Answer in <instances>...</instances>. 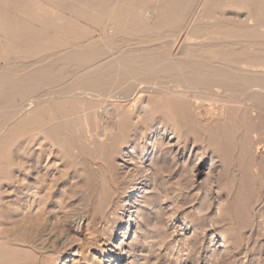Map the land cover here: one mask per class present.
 Wrapping results in <instances>:
<instances>
[{
    "label": "rangeland",
    "instance_id": "374dc122",
    "mask_svg": "<svg viewBox=\"0 0 264 264\" xmlns=\"http://www.w3.org/2000/svg\"><path fill=\"white\" fill-rule=\"evenodd\" d=\"M34 1L26 0L19 9L7 6L37 37L14 40L0 17V74L21 78L29 73L23 71L83 44L104 46L107 54L93 69L59 58L56 70L64 72L59 85L33 91L32 98L40 100L34 107L47 108L51 118L42 116L40 126L14 131L29 111L19 113L20 119L8 115L29 100L15 98L0 109V264H264V103L248 97L249 86L235 94L223 88L217 93L190 89L183 76H164L145 89L144 68L111 90L89 84L102 74L118 77L125 66L142 64L153 54L167 62L184 54L220 64L213 51L197 47L213 37L229 40L224 53L240 58L249 77L264 78V4L259 17L247 7L225 3L209 18L201 0L176 30L152 26V7L161 0ZM131 19L151 30L132 32ZM35 45L49 55L28 52ZM130 84L137 91L126 92ZM162 85H168L166 93L158 91ZM43 92L49 97L38 99Z\"/></svg>",
    "mask_w": 264,
    "mask_h": 264
},
{
    "label": "bare ground",
    "instance_id": "6f19581e",
    "mask_svg": "<svg viewBox=\"0 0 264 264\" xmlns=\"http://www.w3.org/2000/svg\"><path fill=\"white\" fill-rule=\"evenodd\" d=\"M25 1L26 0H0V17H1V21H2V23H3V25H2V27H4V30H5V32L6 33H8V34H10V35H12L13 37H14V40L15 39H19V38H23V37H31V36H34V37H37V31L36 32H33V31H31L30 29H29V27H28V24H25L21 19H19V18H17V17H15V16H13L12 15V13L11 14H9L8 13V9H10L8 6H15V7H18V9H19V7L20 6H22L23 4H25ZM30 1V0H29ZM34 1V0H33ZM50 1V0H49ZM57 3H59L58 2V0H55ZM65 1V0H64ZM70 1V0H69ZM93 1V0H92ZM98 1H100V0H98ZM103 1V0H102ZM215 1V0H214ZM35 2V1H34ZM83 2V1H82ZM84 2H86L85 0H84ZM94 2H96L95 0H94ZM107 2V1H106ZM123 2V1H122ZM136 2V1H135ZM160 2V1H159ZM213 0H205L204 2H203V6L205 7V15L207 16V17H212V15H213V13H214V11H216V8H220V6H222L223 7V4L224 5H226V4H237V5H242V6H244V7H247V8H249L252 12H253V14H255L256 16L255 17H259V12H258V9L264 4V0H216V3H215V5L214 6H212L213 5ZM29 3V2H28ZM62 3V2H61ZM61 3H59V4H61ZM92 3V2H91ZM201 3V0H161V2H160V4L158 3V5L156 6H153L152 8L154 9V18H152V20H150V22H152L154 25H152V26H157V27H165V26H168V27H173V28H176V27H180V26H182V24H184L187 20H189V17L192 15V12H193V9L194 8H196L195 6L197 5V4H200ZM226 3V4H225ZM75 4V3H74ZM89 4V3H88ZM101 4V3H100ZM103 4H107V3H103ZM109 4V3H108ZM127 4V3H126ZM156 4V3H155ZM8 5V6H7ZM62 5V4H61ZM71 5H73V4H70V7L72 8V6ZM80 5V4H79ZM95 5V4H94ZM102 5V4H101ZM110 5V4H109ZM108 5V6H109ZM121 5V4H120ZM143 5V4H142ZM3 6H4V8H7V9H4L3 8ZM81 6H82V8L83 7H86V6H84V5H82L81 4ZM81 6H79V7H81ZM103 6V5H102ZM105 6V5H104ZM135 5H133V7H134ZM137 6V5H136ZM14 7V8H15ZM70 7H68V8H70ZM96 7V6H95ZM101 7V6H100ZM117 7H119L118 5H117ZM138 7V6H137ZM141 7H143V6H141ZM221 7V8H222ZM22 8V7H21ZM87 8V7H86ZM86 8H84V9H86ZM102 8V7H101ZM106 8H107V6H106ZM106 8H104V9H106ZM24 9H26V8H24ZM87 9H89V8H87ZM103 9V8H102ZM103 9V10H104ZM138 9V8H137ZM223 9V8H222ZM221 9V10H222ZM15 10H17V9H15ZM75 10V9H74ZM90 10V9H89ZM124 9L122 8V11H123ZM132 10V9H131ZM142 8H141V12H142ZM86 11V10H85ZM102 10H100V12H101ZM120 11V10H119ZM134 11V10H133ZM139 11H140V9H139ZM12 12V11H11ZM82 12V11H81ZM99 12V11H98ZM110 12V11H109ZM135 12V11H134ZM134 12H133V14H134ZM83 13V12H82ZM104 13V12H103ZM108 13V12H107ZM107 13H105V14H107ZM132 13V12H131ZM140 13V12H139ZM16 14H18V13H16ZM84 14V13H83ZM138 14V13H137ZM204 14V13H203ZM26 15V14H25ZM96 15V14H95ZM120 15V14H119ZM118 15V16H119ZM138 15H141V13L140 14H138ZM16 16H18V15H16ZM21 16V15H20ZM34 16V15H33ZM113 16V15H112ZM117 16V17H118ZM124 16V15H123ZM95 17V16H94ZM110 17V16H109ZM128 17V16H127ZM27 18V17H26ZM25 18V19H26ZM32 18V20L31 21H33V17H31ZM132 18V17H131ZM138 19V18H137ZM140 19H142V18H140ZM134 20V19H133ZM139 20V19H138ZM143 20V19H142ZM257 20H259V19H257ZM262 20H264V19H262ZM262 20H260V21H262ZM121 21V20H120ZM131 21H132V19H131ZM141 21V20H140ZM140 21L138 22V21H136V20H134V21H132V23H130L131 25H130V28L129 29H132V32H136V31H139L141 28L142 29H146L148 26L146 25V24H140ZM27 22V21H26ZM118 22V21H117ZM218 22V21H217ZM30 23V22H29ZM127 23V22H126ZM143 23V22H142ZM146 23V22H145ZM221 23V22H220ZM219 23V24H220ZM226 23V22H225ZM224 23V24H225ZM59 24V23H58ZM150 24V23H149ZM216 24H218V23H216ZM222 24H223V22H222ZM227 24V23H226ZM226 24L224 25V27H226ZM30 25V24H29ZM57 25V24H56ZM71 25V24H70ZM120 25V24H119ZM145 25H146V27H145ZM202 25V24H201ZM204 25H205V23H204ZM206 25H207V23H206ZM215 25V24H214ZM221 25V24H220ZM219 25V26H220ZM228 25V24H227ZM60 26V25H59ZM73 26V25H72ZM121 26V25H120ZM123 26V25H122ZM125 26H127V24L125 25ZM124 26V27H125ZM218 26V25H217ZM44 27H46V26H44ZM64 27V26H63ZM129 27V26H128ZM47 28H48V26H47ZM61 28V27H60ZM153 28V27H152ZM203 28H204V26H203ZM202 28V29H203ZM256 28V27H255ZM58 29V28H57ZM67 29V28H66ZM69 29V28H68ZM124 29V28H123ZM128 29V30H129ZM141 29V30H142ZM147 29H149V30H151L150 28H147ZM156 29H158V28H156ZM170 29H172V28H170ZM197 29V28H196ZM202 29H200V30H202ZM226 29H228V28H226ZM37 30V29H36ZM125 30V29H124ZM127 30V31H128ZM173 30V29H172ZM176 30H177V28H176ZM175 30V31H176ZM253 31L254 30H256V29H252ZM251 30V31H252ZM41 31H43V30H41ZM121 31V30H120ZM214 31V30H213ZM212 31V32H213ZM230 31H232V30H230ZM249 31V30H248ZM65 32V31H64ZM126 32V31H125ZM195 32V31H194ZM211 31H210V33H212ZM220 32H222V31H220ZM219 32V33H220ZM260 32V31H259ZM60 33V32H59ZM130 32H127V33H125V34H127V36H128V34H129ZM234 33V32H233ZM232 33V34H233ZM247 33V32H246ZM253 33V35H254V33H255V31L254 32H252ZM261 33V32H260ZM264 34V33H263ZM262 34V35H263ZM67 35H69V34H67ZM261 35V36H262ZM87 36V35H86ZM130 36V35H129ZM131 36H132V34H131ZM264 36V35H263ZM7 37V36H6ZM12 37V38H13ZM81 39H82V37H80ZM214 39H207V40H205L203 43H200L199 45H197V47H200V48H202L203 49V51H213L214 52V54L216 55V57H217V61H219V63L220 64H215V63H213V62H199V61H195V60H191V57H190V59H187L188 57H184V54H181V56L180 57H177V58H179L177 61L175 60V61H169V62H167L166 60H165V56H163V57H161L160 55H155V54H153V55H148L147 56V58H146V61L144 62V63H142V64H137V65H133L132 64V66H129V67H126L125 66V68L123 69L122 68V70L120 71V73H119V76L118 77H114V76H110V77H107V78H105V76H104V78L102 77V75L100 76L101 78H98V76H97V80H95L96 78L94 77V79H92V80H94V81H88L89 82V84H91L93 87L94 86H99L100 88H102V89H109V90H111L112 89V84H114V86H116L117 84H119V82L121 81V80H123L124 78H126V77H130V76H133V77H136V76H138L140 73H141V70H142V68H144L145 70H146V76H148V78L145 80V89L146 88H148L149 86H147V85H149V84H151L152 83V81L155 79V78H161V77H164V76H172V77H175V76H183L185 79L184 80H187L188 82H189V87L188 88H190V89H205V90H220V88H223V89H225V90H222L223 92L224 91H228V90H230V91H232V92H234V94H235V92H239L240 90H244V88L246 87V86H249V88H248V90H249V95H248V97H251V98H254L255 99V101L256 102H260V103H264V87H262L263 85H264V78L262 77V74L261 75H259L258 73V75H255V77L253 76V77H249V75L248 74H246L247 72V70H245V68H243V66L241 65V63H242V60H240V58H239V60H237V59H231V58H229V56L227 57L226 55H228L229 53H224V47L226 46L227 47V45L229 44V40L227 41V40H222V39H219V38H215V37H213ZM7 39H9V38H7ZM31 39V38H30ZM41 39V38H40ZM84 39V38H83ZM225 39H226V37H225ZM27 40V39H26ZM34 40H35V38H34ZM42 40H43V38H42ZM48 40V39H47ZM114 40H115V38H114ZM67 41V40H66ZM73 41V40H72ZM81 41V40H80ZM95 41V40H94ZM203 41V40H202ZM231 41V40H230ZM255 41H257L256 39H255ZM260 41V40H259ZM29 42V41H28ZM33 42V41H32ZM41 42V41H40ZM46 42V41H45ZM86 42V41H85ZM88 42V41H87ZM116 42V41H115ZM262 42H263V40H262ZM12 43H14V41L12 40ZM34 43H35V41H34ZM50 43V42H49ZM62 43H64V42H62ZM68 43V42H67ZM72 43V42H71ZM78 43V42H77ZM108 43H111V42H108ZM6 44H7V42H6ZM36 44H38V43H36ZM40 44H43V43H40ZM74 44V43H73ZM83 44V43H82ZM22 45V44H21ZM194 45V44H193ZM7 46V45H6ZM12 46V45H11ZM31 46V45H30ZM50 46V45H49ZM48 46V44H47V49H50V47ZM108 46H109V44H108ZM229 46V45H228ZM13 47H15V46H13ZM28 47V46H27ZM32 47H33V45H32ZM51 47H53V45L51 46ZM64 47V46H63ZM195 47H196V45H195ZM1 48V47H0ZM8 48H10L9 47V44H8ZM23 48V47H22ZM108 48V47H107ZM183 48H185V47H183ZM186 48H189L188 47V45L186 46ZM239 48V47H238ZM237 48V49H238ZM14 49V48H13ZM16 49V48H15ZM14 49V50H15ZM32 49V48H31ZM45 48H43L42 46H37V45H35L34 46V48L32 49V50H30V51H28V52H31V54H37L36 56L38 57V56H41V52L44 50ZM54 50H56L57 49V46H56V48H55V46H54V48H53ZM193 49H197V48H194L193 47ZM19 50V49H18ZM18 50H16V51H18ZM29 50V49H28ZM54 50H52V51H54ZM58 50V49H57ZM66 51H64L63 52V54H61V57L59 56V57H57V58H55L54 59V61L53 62H50V63H48V64H38V63H40V62H38L37 64L39 65V67L35 70V68L36 67H34V71H32V72H30V71H27V72H24L23 70V73H28V74H26V75H24L23 77L21 76V78H19V76L17 77L16 76V78H19V79H16V78H13L12 76H10L9 74H7V73H1L0 74V109H2V108H4V106L5 105H7L11 100H14L15 98H22L23 100L25 99V100H29L28 102L26 101L25 102V104L23 103V105H20V104H18V106L20 105L21 107L19 108V109H16L14 112H10L9 114L10 115H8V116H11V117H13V118H17L19 115H21V114H19V113H22V112H24V111H29V113H27V115L26 116H24V118L21 120V121H19L18 120V122H16V124H15V127H14V131H17V132H20V131H26V129H28V130H32L33 128H35L38 124H39V122H40V120H41V118H42V116H43V118H44V115L47 117H49V111H48V109L47 108H41V107H37L38 105H36V107L37 108H35L34 107V104L36 103V102H38V101H40V100H38V101H36V100H34L32 97H34V95H35V93L33 92L34 90L36 91V90H39L40 88H44L45 86H46V88H48V84H49V88H50V86H51V83H56V84H58L59 85V82H60V80L62 79V73H64L63 71L61 72L60 70L59 71H57L56 70V62L58 61V60H60L59 58H62V60H66V61H69L70 63L71 62H73V63H75L76 65H83V66H91L92 67V69H93V66H95V65H93L96 61H97V59H99L103 54H104V52L106 51V47H104V46H101V45H96V44H94V43H90V44H83L82 45V47H77L76 49H74V47H69V48H67V49H65ZM183 50H185V49H183ZM183 50H182V53H183ZM4 51V50H3ZM51 51V50H50ZM114 51V50H113ZM199 51V50H198ZM4 52H6V51H4ZM46 52V50H44V53ZM54 52H56V51H54ZM53 52V53H54ZM190 52V51H189ZM197 52V51H196ZM199 52H201V51H199ZM207 52V53H208ZM17 53V52H16ZM27 53V52H26ZM39 53H41L40 55H38ZM43 53V54H44ZM47 53V52H46ZM45 53V54H46ZM235 53H237V52H235ZM240 53V52H239ZM238 53V54H239ZM25 54V53H24ZM23 54V55H24ZM30 54V55H31ZM48 54V53H47ZM52 54V53H51ZM50 54V56H53V55H51ZM55 54V53H54ZM107 53L105 52V55H106ZM185 54H188V52L187 53H185ZM199 54V53H198ZM201 54V53H200ZM203 55L205 54L204 52L202 53ZM238 54H236L237 56H238ZM246 54V53H245ZM19 55V54H18ZM21 55H22V53H21ZM21 55H20V57H21ZM22 55V56H23ZM49 55V54H48ZM48 55H47V57H48ZM183 55V56H182ZM192 55H193V53H192ZM195 55H197V54H195ZM203 55H202V57H203ZM231 55V54H230ZM233 55V54H232ZM235 55V54H234ZM241 55V54H240ZM26 56V55H25ZM27 56L29 57V55L27 54ZM34 56V55H33ZM104 56V55H103ZM206 56V55H205ZM204 56V57H205ZM243 57H246L245 55H242ZM5 57V56H4ZM4 57H3V59H4ZM19 57V56H18ZM30 57H32V56H30ZM46 57V56H45ZM44 57V58H45ZM55 57V56H54ZM193 57V56H192ZM195 57V56H194ZM198 57V56H197ZM240 57V56H239ZM11 58V57H10ZM17 58V57H16ZM33 58V57H32ZM31 58V59H32ZM35 58V57H34ZM41 58H43V57H41ZM41 58H40V60H41ZM201 58V57H200ZM20 59V58H19ZM24 59V58H23ZM51 59V58H50ZM49 59V60H50ZM194 59V58H193ZM208 59H209V57H208ZM210 59H212V58H210ZM25 60V59H24ZM24 60H23V62H24ZM47 60H48V58L46 59V62H47ZM207 60V59H206ZM250 60H253V58L252 59H250ZM249 60V61H250ZM255 60V59H254ZM5 61V60H4ZM15 61V60H14ZM30 61V60H29ZM32 61V60H31ZM43 61V60H42ZM100 61V60H99ZM98 61V62H99ZM213 61V60H212ZM215 61V60H214ZM8 62V61H7ZM23 62H21V63H23ZM230 62H232L233 64H234V67H235V70L234 71H230V69L228 68V65H230L229 63ZM244 62H246V61H244ZM25 63H27V62H25ZM29 63V62H28ZM27 63V64H28ZM18 64V63H17ZM31 64V63H30ZM33 64H34V62H33ZM32 64V65H33ZM251 64V63H250ZM23 65H26V64H23ZM29 65V64H28ZM31 65V66H32ZM70 65V64H69ZM93 65V66H92ZM98 65V64H97ZM161 65V68H159V69H157V70H155L154 72H151L152 71V68H154V66H160ZM182 66V68H181V70L178 68V66ZM232 65V64H231ZM12 66V65H11ZM14 66V65H13ZM30 66V65H29ZM30 66V67H31ZM10 67V66H9ZM16 67V66H15ZM111 67V66H110ZM5 68V67H4ZM14 68V67H13ZM23 68V67H22ZM27 68V67H26ZM32 68V67H31ZM77 68V67H76ZM86 68V67H85ZM95 68H97V67H95ZM113 68V67H112ZM116 68V67H115ZM12 69V68H11ZM16 69V68H15ZM17 69H19L18 67H17ZM29 69V68H28ZM87 69H91L90 67L89 68H87ZM87 69H85V72H86V70ZM91 69V70H92ZM110 69V68H109ZM182 69H183V71H182ZM247 69V68H246ZM5 70V69H4ZM24 70H26V69H24ZM30 70V69H29ZM63 70V69H62ZM100 70V69H99ZM111 70V69H110ZM6 71V70H5ZM17 71V70H16ZM21 71V72H22ZM83 71V70H82ZM96 72H97V70H95ZM108 71V70H107ZM106 71V72H107ZM3 72V71H2ZM7 72V71H6ZM18 72V71H17ZM80 72V71H79ZM90 72V71H89ZM94 72V71H93ZM105 72V73H106ZM14 74H16V72H13ZM19 73V72H18ZM105 73H104V75H105ZM252 73V72H251ZM261 73V72H260ZM88 74H91V73H88ZM252 74H255V73H252ZM19 75V74H18ZM21 75V74H20ZM96 75V74H95ZM100 75V74H99ZM107 75L109 76V74H108V72H107ZM64 76H66V75H64ZM94 76V75H93ZM93 76L91 77V78H93ZM264 76V75H263ZM232 77V79H234V81H232V80H230V78ZM68 78V77H67ZM134 79H136V78H134ZM71 80V79H70ZM69 81V80H68ZM62 82V81H61ZM67 83V82H66ZM86 83H87V81H86ZM64 84V83H63ZM66 85V84H65ZM135 84H130L127 88H126V92L127 91H130V90H132V89H134L135 88V86H134ZM188 85V84H187ZM244 85H246V86H244ZM44 86V87H43ZM53 86H55V85H53ZM67 86V85H66ZM87 86H89V85H87ZM111 86V87H110ZM156 86V85H155ZM154 86V87H155ZM158 86V85H157ZM168 85H166V86H159V88H158V91H161V92H165L166 90V87H167ZM86 87V86H85ZM83 88L84 90L86 89V88ZM110 87V88H109ZM143 87V86H142ZM53 88V87H52ZM58 88H61V87H58ZM57 88V89H58ZM62 88H63V85H62ZM71 88V87H70ZM89 88H90V86H89ZM45 89V88H44ZM66 89H68V87L66 88ZM143 89V88H142ZM186 89V88H185ZM189 89V90H190ZM51 90H53V89H51ZM59 90V89H58ZM69 90V89H68ZM67 90V91H68ZM87 90H90V89H87ZM135 90H136V88H135ZM135 90H133V91H135ZM48 91V90H47ZM63 91V90H62ZM92 91V90H91ZM137 91V90H136ZM168 91V90H167ZM179 91V90H178ZM54 92L56 93V91L54 90ZM53 92V93H54ZM58 92V91H57ZM71 92V91H70ZM79 92V91H78ZM86 92V91H85ZM215 92V91H214ZM218 92H220V91H217V93ZM43 93H45V92H43ZM64 93V92H63ZM66 93V92H65ZM91 93V92H90ZM135 92H133V94H134ZM166 93V92H165ZM42 94V93H41ZM39 94V95H37V98L38 97H40V96H45V95H50V92L49 93H45V94ZM92 94V93H91ZM95 94V93H94ZM93 94V95H94ZM99 94V93H98ZM131 95H132V93H130ZM136 94V93H135ZM232 94V93H231ZM237 94V93H236ZM62 95V94H61ZM103 95V94H102ZM105 95V94H104ZM109 96H110V94H108ZM123 95H125L126 97H127V95H129V94H125V93H123ZM122 95V96H123ZM130 95V96H131ZM223 95V94H222ZM56 96H59V94L57 93V95ZM67 96V95H66ZM65 96V97H66ZM69 97H70V95H68ZM75 96V95H74ZM107 96V95H106ZM121 96V95H120ZM180 96V95H179ZM214 96H215V94H214ZM49 97V96H48ZM53 97V96H52ZM51 97V98H52ZM62 97V96H61ZM64 97V98H65ZM71 97H73V96H71ZM97 97V96H96ZM95 97V98H96ZM99 97H102L101 96V93L99 94ZM32 98V99H31ZM67 99H68V97H66ZM109 98V97H108ZM31 99V100H30ZM38 99H40V98H38ZM97 99V98H96ZM114 99V98H113ZM112 99V100H113ZM214 99H215V97H214ZM22 100V101H23ZM45 101H46V99H45ZM60 101V100H59ZM68 101H69V99H68ZM92 101V100H91ZM111 101V100H110ZM56 102V101H55ZM62 103H63V100L61 101ZM72 102L73 101H71V106H75V105H73L72 104ZM93 102H94V100L91 102V105L93 104ZM22 103V102H21ZM70 103V102H69ZM10 104V103H9ZM38 104V103H37ZM41 105L43 104V103H40ZM95 104V103H94ZM40 105V106H41ZM45 107L47 106V104H43ZM43 105H42V107H43ZM55 105V104H54ZM66 105H68V103L66 104ZM150 105V104H149ZM198 105V104H197ZM206 105V104H205ZM262 105V104H261ZM264 105V104H263ZM96 106V105H95ZM202 106V105H201ZM15 107H17V106H15ZM32 107H34V109H32ZM107 107V106H106ZM116 107V106H115ZM118 107V106H117ZM224 107V106H223ZM56 108V107H55ZM59 108V107H58ZM57 108V109H58ZM67 108V107H66ZM75 108V107H74ZM90 108V107H89ZM105 108V107H104ZM173 108V107H172ZM32 109V110H31ZM68 109V108H67ZM116 109V108H115ZM119 109V108H118ZM51 110V109H50ZM62 110H64V108H62ZM76 110H77V108H76ZM87 110V109H86ZM102 110H104V109H102ZM200 110V109H199ZM205 110H208V109H205ZM215 110V109H214ZM53 111V110H52ZM52 111H50V112H52ZM90 111V110H89ZM88 111V112H89ZM118 111V113H119V110H117ZM56 112V111H55ZM64 112V111H63ZM74 112H76L75 110H74ZM103 112H105V111H103ZM121 112V111H120ZM124 112V111H123ZM200 112V111H199ZM207 112V111H206ZM57 113V112H56ZM67 113V112H66ZM65 113V114H66ZM68 113H71L70 111L68 112ZM80 113H82V112H79V115H80ZM113 113H115L114 111H113ZM117 113V112H116ZM204 113V112H203ZM208 113H209V110H208ZM221 113V112H220ZM19 114V115H18ZM23 114V113H22ZM61 114H63V113H61ZM60 114V115H61ZM105 114V113H104ZM57 115V114H56ZM78 115V114H77ZM82 115V114H81ZM85 115V114H84ZM103 115V114H102ZM109 115V114H108ZM110 115H112V113H110ZM115 115H117V114H115ZM202 114L200 113V116H201ZM209 115V114H208ZM211 115H213L212 113H211ZM220 115H222V114H220ZM51 116H52V114H51ZM68 116H69V114H68ZM88 116V115H87ZM118 116H119V114H118ZM203 116L204 115H202L201 117H202V119H203ZM226 116V115H225ZM111 117V116H110ZM109 117V118H110ZM122 117V116H121ZM209 117V116H208ZM214 117V116H213ZM212 116L210 117V118H213ZM50 118V117H49ZM56 118H58V117H56ZM86 118V117H85ZM112 118V117H111ZM210 118H209V121H210ZM221 118V117H220ZM19 119H20V116H19ZM48 119V118H47ZM100 119V118H99ZM113 119V118H112ZM122 119V118H121ZM206 119H207V116H206ZM206 119H205V121H206ZM5 120V119H4ZM49 120V119H48ZM50 120H51V118H50ZM54 120V119H53ZM101 120V119H100ZM204 120V119H203ZM13 121V120H12ZM45 121V120H44ZM56 121H58V120H56ZM98 121V120H97ZM106 121V120H105ZM109 121V120H108ZM47 122V121H46ZM49 122H51V121H49ZM53 122H55V121H53ZM59 122V121H58ZM68 122V121H67ZM74 122H75V120H74ZM74 122H73V124H74ZM48 123V122H47ZM46 123V124H47ZM71 123V122H70ZM9 124V123H8ZM52 124H55V123H52ZM99 124V123H98ZM98 124H97V126H98ZM181 124V123H180ZM61 125V124H60ZM75 125V124H74ZM100 125H101V123H100ZM12 126V125H11ZM38 126H40V125H38ZM51 126V125H50ZM73 126V125H72ZM3 127V126H2ZM1 127V128H2ZM13 127V126H12ZM62 127V126H61ZM99 127V126H98ZM97 127V128H98ZM6 128H8V127H6ZM38 128H40V127H38ZM45 128H47V127H45ZM75 128V127H74ZM112 128V127H111ZM118 128V127H117ZM12 129V128H11ZM43 129V128H42ZM50 130V129H49ZM63 129H61V131H62ZM70 130V129H69ZM118 130V129H117ZM2 131V130H1ZM23 131V132H24ZM42 131V130H41ZM44 132H46L45 130H43ZM42 131V132H43ZM60 131V130H59ZM58 131V132H59ZM66 131V130H65ZM71 131V130H70ZM114 131V130H113ZM116 131V130H115ZM8 132V131H7ZM28 132V131H27ZM26 132V133H27ZM38 132V131H37ZM14 133V132H13ZM21 133V132H20ZM26 133H24L25 135H26ZM34 133H36V132H34ZM47 133V132H46ZM51 133V132H50ZM8 134V133H7ZM19 134V133H18ZM23 134V135H24ZM28 134V133H27ZM30 134V133H29ZM32 134V133H31ZM30 134V135H31ZM64 134V133H63ZM22 135V134H21ZM23 135L22 136H20V137H23ZM66 135V134H65ZM1 136H3V135H1ZM26 136H28V135H26ZM179 136H180V134H179ZM12 137V136H11ZM10 137V138H11ZM17 138H18V136H16ZM15 137V138H16ZM118 137V136H117ZM199 138V137H198ZM19 139V138H18ZM17 139V140H18ZM3 140V139H2ZM2 140H0V144H1V142H2ZM16 139L15 140H12L13 142H16L17 141ZM65 140V139H64ZM197 140H199V139H196V141ZM66 141V140H65ZM64 141V142H65ZM4 142V141H3ZM9 143H11L10 141H9ZM8 143V144H9ZM6 145V144H5ZM13 145V144H12ZM65 145V144H64ZM63 145V146H64ZM10 146H11V144H10ZM6 147H9V145L8 146H6ZM65 147V146H64ZM3 148H5V146L3 147ZM10 148V147H9ZM8 148V149H9ZM7 149V150H8ZM5 150V149H4ZM2 153V152H1ZM5 153V152H4ZM3 153V154H4ZM7 154V153H6ZM7 156H8V154H7ZM97 157V156H96ZM2 158V157H1ZM0 158V159H1ZM3 159H4V157H3ZM2 160V159H1ZM91 160V159H90ZM4 162V161H3ZM3 164V163H2ZM2 177V176H1ZM5 177V176H4ZM0 179H2V178H0ZM113 179V178H112ZM131 183H135V179H133L132 181H131ZM44 184V183H43ZM50 188V187H49ZM50 189H52V188H50ZM47 191H50V190H47ZM52 191V190H51ZM133 218H131V220H132ZM3 235V234H2ZM220 246H225V244L224 243H222Z\"/></svg>",
    "mask_w": 264,
    "mask_h": 264
}]
</instances>
